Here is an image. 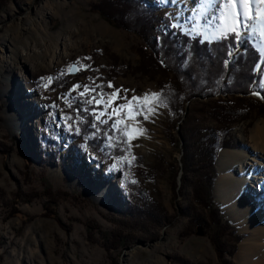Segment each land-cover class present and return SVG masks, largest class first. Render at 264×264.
<instances>
[{"label": "rangeland", "instance_id": "374dc122", "mask_svg": "<svg viewBox=\"0 0 264 264\" xmlns=\"http://www.w3.org/2000/svg\"><path fill=\"white\" fill-rule=\"evenodd\" d=\"M137 1L154 8L146 39L118 23L130 19L133 0H0V264H183L176 258L179 256L193 263L220 264L203 228L193 227L185 234L187 217L180 209L191 203L189 188L180 189L181 170L174 180L168 164L179 162L182 154L176 131L181 124L185 122L190 128L218 127L207 104L225 99L229 101L227 107H247L243 100L235 99L241 96L197 95L186 101L182 117L175 120L160 95L163 103L154 106L147 120L137 117L145 131L131 141V155L135 157L131 164L119 159L128 155L125 144L114 139L116 146H105L107 136H120L111 128L112 120L106 125L97 124L100 132L93 136V116L81 111L84 122L77 119V109L93 106L81 103L87 99L79 96L82 88L70 92L75 84H102L105 93L114 88L126 89L121 95L129 98L160 93L159 81H168L170 74L150 56L158 29L170 28L167 17L182 32L200 34L202 39L216 30V9L201 7L203 0ZM113 3L118 4L119 11H113ZM252 23L255 31L248 29L245 36L242 30L243 42L236 40L228 59L249 41L262 53L255 66L258 71V64L264 69V36L260 34L261 25ZM55 42L56 54L51 58L60 55V61L56 57L50 64L49 58L50 66L33 71V63L44 59L40 52L46 43ZM77 61L91 67L60 75ZM260 75L259 88L264 84V71ZM49 76L59 78L44 87L46 81L41 78ZM109 81L114 88L107 87ZM257 93L260 92L254 89L249 95L263 101L262 94ZM14 103L26 107L20 129L14 120L9 121V108ZM245 115L229 127L224 139L229 146L219 151L213 163L214 177L216 173L217 176L216 180L213 177L211 196L213 203L222 208L223 217L236 228L235 233L241 235L235 243L237 251L225 253L224 257L232 264H264V158L251 150V130L264 119V107H248ZM89 144L103 148V157H98ZM225 149L246 152L245 164L250 168L243 173L237 162L229 171L217 165ZM220 172H228L236 179L227 182L231 187L229 203L219 191ZM251 174L262 179L246 180ZM243 179L246 183L237 195L238 182ZM138 187L146 189L166 213L159 227L137 226L123 231L109 216L125 209ZM48 188L80 193L81 198L64 194L51 203L45 193ZM32 191H37L38 196ZM237 202V213L226 212L229 204ZM158 214L155 215L160 219ZM87 220L99 229L87 226ZM120 229L123 238H116L114 232ZM222 240L231 242L225 235ZM244 241L249 251L240 256Z\"/></svg>", "mask_w": 264, "mask_h": 264}, {"label": "trees", "instance_id": "16d2710c", "mask_svg": "<svg viewBox=\"0 0 264 264\" xmlns=\"http://www.w3.org/2000/svg\"><path fill=\"white\" fill-rule=\"evenodd\" d=\"M133 1L134 11L130 10V19L118 21V23L141 34L146 39L150 15L154 8L150 5L144 6L140 1ZM111 8L113 11L120 10L116 3ZM114 17L118 16L114 15ZM167 18L166 24L170 28L158 29V40H153V46H151L153 52L150 57L156 62V65L160 66V69L165 70L168 75L170 74L168 81H159V87L160 95L167 103L171 117L179 120L184 113L186 101L197 95L216 97L220 93L236 94L241 97L235 99L243 100L247 106L233 108L229 105L227 107L226 104L229 101L225 99L217 100L221 103L217 101L209 103L211 108L207 104L213 118L220 126L205 129L186 127L185 122L181 124L175 130L181 138L182 154L179 162L175 160L168 164L174 180L178 171L181 170L180 189L185 191L189 188L191 203L180 209L181 214L183 213L187 217L185 234L192 232L193 227L203 228L214 244L220 264H232V260L225 258L224 254L231 255L234 252L235 243L241 235L236 234V228L223 217L221 207L213 203L211 187L213 189V183L217 176L216 173L214 177L213 163L216 162L219 151L229 146L224 140L229 127L235 121L245 118L248 107L253 105L264 107V100L261 101L249 95L255 89L264 98V84L261 88L258 87L262 64L258 71L255 70L262 53L260 54L259 50L247 41L242 50H237L232 58L228 59L230 50L235 47L236 43L233 35L215 40H205L201 38L200 34L191 35L182 32L179 26L174 27L170 19ZM89 146H92L91 149L98 157H103L99 146L95 144H89ZM46 192L51 203L56 202L57 197L64 194H70L75 199L81 198L80 193L73 194L61 189L54 191L48 188L45 190ZM32 193L38 196L37 191H32ZM132 197L125 209H121L119 214H112L109 218L120 228H123V231L137 226L159 227L162 224L160 221L162 214L166 213L164 207L146 189L138 187L136 193L132 192ZM155 214L161 216L160 219ZM85 224L99 229V226L92 223L91 220L85 221ZM121 232V229L114 232L116 238H123ZM224 235L228 236L230 243L222 240ZM176 258L183 264H208L193 263L180 256Z\"/></svg>", "mask_w": 264, "mask_h": 264}, {"label": "snow or ice", "instance_id": "6c2138e0", "mask_svg": "<svg viewBox=\"0 0 264 264\" xmlns=\"http://www.w3.org/2000/svg\"><path fill=\"white\" fill-rule=\"evenodd\" d=\"M201 7L216 9L214 15L216 30L211 36L206 35L205 39L215 40L233 35L235 40L243 42L244 36H242V30L245 36L248 29L255 31L253 21L261 25L260 34L264 36V0H203ZM253 9H255V12H253ZM173 26L176 27L178 25ZM261 51H264V48ZM85 59H90V57H86ZM89 67L91 66L77 61L62 70L60 75L78 72ZM257 68L260 69V65H257ZM260 70L264 71V69ZM58 78L49 76L41 79L46 81L44 87H48ZM103 87L104 85L95 84V82L92 84L73 85L70 92L82 88L83 90L79 92V96L87 97V99L82 100L81 103L93 106L91 109H77V119L80 123L84 122L85 118L80 115L81 111L90 113L93 116L94 122L91 124V127L96 129L93 136H97L100 132L97 124L106 125L109 120H112L111 128L119 132L120 136H107L105 146H116L113 144L114 139L125 144V151L128 155H122L119 159L131 164L135 160V157L131 155V141L143 135L145 131V129L139 126L140 122L137 120V117L143 116V119L147 120L149 115L154 112V106L158 103H163V101L160 98V93H145L143 97L132 96L130 98L127 95H121V92L126 93L128 90L114 88L111 81L107 84V87L114 88L111 93H105ZM118 101H123V103H118ZM71 106L72 104L69 103V107ZM104 117H107V119H104ZM65 119L69 120L72 118L65 117ZM79 130L78 127L76 131L79 132ZM103 150L101 148V151Z\"/></svg>", "mask_w": 264, "mask_h": 264}, {"label": "bare ground", "instance_id": "6f19581e", "mask_svg": "<svg viewBox=\"0 0 264 264\" xmlns=\"http://www.w3.org/2000/svg\"><path fill=\"white\" fill-rule=\"evenodd\" d=\"M54 45H56V42L55 43H51V44L46 43L44 50H42L40 52L41 55H42V56L40 55V57H44V59H42L43 61L34 62L33 63V65H32V70L33 71H36V70L41 69V68H44V66H46V65L50 66V64L55 62L54 58H56L57 56L56 57L54 56V57L51 58V56H53V54L54 55L56 54V52H54V50H53L55 48ZM59 56L56 58V61H58V60L60 61V57ZM49 58H50V61H48ZM47 61L50 62V64H48ZM258 94L260 95V93H258ZM24 109H26V107L24 105H22L21 103L20 104L19 103H14L13 106H10V108H9V110H10L9 121L10 120L11 121L14 120L17 129H20L22 127V125H24L23 122L26 119L25 118L26 116L22 115V113H23L22 111ZM32 113H33V111H31V113L29 112L27 114V116L29 114H32ZM251 131H252V139H253V142H254V148L251 149V150H253V152H255L257 155L261 156V158H264V119H261V120L257 121L254 124V126H253ZM245 153H243L242 150H237V149H234V150H228V149L227 150L226 149L222 150V152L220 153V155L218 157V162H217L218 164L217 165L220 164V166L222 168L226 169V171H229V169L234 170V164L237 162V163H239V166L241 167L240 168V172L245 173L246 172L245 169H247L249 167L248 163L245 164V159H246V157L244 155ZM256 162L257 161H255V163ZM257 164H259V163L257 162ZM256 177L262 179V176L258 177L256 174H251V175L247 176L246 180H249L251 178L252 181H254V180H256ZM234 180H236V179L232 178V176L228 172H226L224 174L220 172L219 179H218V185H220V187H222V189H220L219 191L222 192V198H225V200H226L225 202L226 203H229V201L232 200V198H230L231 197V192H230L231 190H229V189L231 187H230L229 183H231ZM246 180L243 179V180H240L238 182L239 190H238V188H236L237 189L236 190V194L237 195L240 194L241 187H242V185H244L246 183ZM227 182H229L228 185H227ZM100 193L102 194V191H100ZM238 204H240V202H237L236 204H229L226 207V210H227L226 212H228L229 214L230 213L232 214V212H236L237 213ZM252 211L253 210L250 209V212H252ZM240 212H242V211H240ZM240 214H242V213H240ZM231 219L233 221H236L233 217ZM248 251H249V249L246 246V243L244 241L240 245V250H239L238 255L242 256L241 254H244V253L247 254Z\"/></svg>", "mask_w": 264, "mask_h": 264}]
</instances>
